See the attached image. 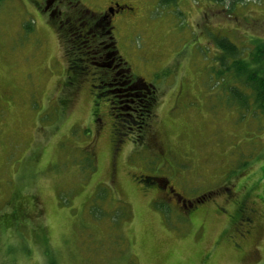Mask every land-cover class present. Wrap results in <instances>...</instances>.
Masks as SVG:
<instances>
[{
	"label": "rangeland",
	"instance_id": "1",
	"mask_svg": "<svg viewBox=\"0 0 264 264\" xmlns=\"http://www.w3.org/2000/svg\"><path fill=\"white\" fill-rule=\"evenodd\" d=\"M45 1H0V264H264V114L219 46L245 59L264 42V0H117L116 50L157 93L138 143L115 139L89 77L68 78ZM140 176L185 201L214 194L186 211ZM225 189L248 193L245 239Z\"/></svg>",
	"mask_w": 264,
	"mask_h": 264
},
{
	"label": "trees",
	"instance_id": "2",
	"mask_svg": "<svg viewBox=\"0 0 264 264\" xmlns=\"http://www.w3.org/2000/svg\"><path fill=\"white\" fill-rule=\"evenodd\" d=\"M159 1L162 4L174 2ZM70 5L80 8L78 4ZM79 10L83 12L86 9ZM75 28L68 23L58 29L62 41L66 42L68 78L72 79L74 75L89 77L95 102L102 99L108 103L117 141L125 136H132L134 143L142 141V135L154 118L157 104L155 88L131 73L116 50L113 35L100 36L95 31L81 32ZM104 38L106 42L100 44ZM219 46L224 53L221 57L222 75L226 74L227 79H233L248 90L256 108L264 114V42L256 43L254 52H250L245 59L242 51L226 39H222ZM235 86L231 85V96L241 101L243 96L235 90ZM241 106L246 105L241 101ZM210 196L206 194L197 200L202 202Z\"/></svg>",
	"mask_w": 264,
	"mask_h": 264
},
{
	"label": "flooded vegetation",
	"instance_id": "3",
	"mask_svg": "<svg viewBox=\"0 0 264 264\" xmlns=\"http://www.w3.org/2000/svg\"><path fill=\"white\" fill-rule=\"evenodd\" d=\"M61 0H46L45 4H37L35 8V12L40 16H44V12H46L49 9L48 18L50 20V23L54 26L57 25V29L59 27H64L65 24L71 23L73 26H75L77 31H95L100 36H107V35H113V18L119 17L123 15L124 11H127L129 9L126 5L120 4L117 0H107V6H105V9L102 13L96 15L90 12L89 10L83 11V8H78L75 6H71L70 4H78L77 2H70L69 0H64L67 2L63 6L60 2ZM60 3V4H58ZM62 6V8H61ZM61 8V9H60ZM82 9L83 12H81ZM131 10V9H130ZM43 13V14H42ZM58 31V30H57ZM105 38L101 40L100 44L105 43ZM142 177V180L150 181L155 180L156 182H159L162 184L161 188L163 190H166V194L162 197L164 199L165 197L169 198L168 196L171 194L176 202L180 205L181 208L184 210H189L190 208L196 206L198 203L197 199L195 200H187L185 201L178 193L174 192V190L166 186L167 181L163 178H149L147 176H140ZM144 181V182H145ZM224 190V189H223ZM227 193L226 198H224V202L229 205L232 208V211L235 213V216H238V222L241 226L240 230L238 231V237L241 239H245L247 235L250 234V229L252 226V219H253V213L254 211L248 206V193L241 196L239 192H235L231 194V191L228 189H225ZM218 193V192H217ZM209 194V193H208ZM214 192H211L209 195H213ZM208 196V195H207ZM236 220V219H235ZM237 224V223H236Z\"/></svg>",
	"mask_w": 264,
	"mask_h": 264
}]
</instances>
